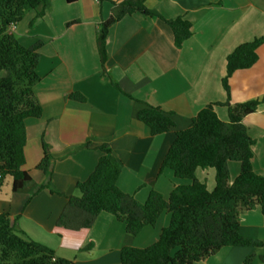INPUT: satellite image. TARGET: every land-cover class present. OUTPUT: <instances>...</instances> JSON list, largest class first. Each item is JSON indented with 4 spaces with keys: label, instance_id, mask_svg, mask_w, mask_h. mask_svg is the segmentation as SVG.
<instances>
[{
    "label": "crops",
    "instance_id": "0c3cea01",
    "mask_svg": "<svg viewBox=\"0 0 264 264\" xmlns=\"http://www.w3.org/2000/svg\"><path fill=\"white\" fill-rule=\"evenodd\" d=\"M111 1L50 0L42 17L27 10L10 28L25 46L43 42L37 64L40 79L33 86L42 112L25 121L24 168L32 182L13 192L12 179L6 177L0 188V212H7L25 236L74 264H120L121 248L151 244L170 219L169 213L162 212L154 225L136 235L126 232L124 223L107 212H100L89 228L57 225L67 196L79 195L76 183L88 177L101 155L96 146L108 144L121 165L118 187L140 202L152 189L166 198L175 185L189 183L169 168L160 170L175 132L188 127L211 102L222 103L214 105L215 112L228 120L227 93L221 82L226 56L264 33V0H146L164 17L188 19L191 36L178 48L171 28L160 18L139 12L125 15L108 28L103 71L96 37L112 13ZM74 19L78 21L66 24ZM257 56L251 67L235 70L229 77L230 103L264 97V42ZM71 92L81 93L85 101L69 99ZM145 104L171 112L175 127L151 135L135 117ZM242 121L254 139L252 168L264 175V101ZM43 142L51 157L49 177L36 168ZM228 168L233 181L240 164L229 161ZM195 176L213 188V168H197ZM48 179L59 193L46 187L31 196L35 184ZM239 225L244 236L261 241L262 246H223L193 264H264L260 207L242 210Z\"/></svg>",
    "mask_w": 264,
    "mask_h": 264
},
{
    "label": "trees",
    "instance_id": "16d2710c",
    "mask_svg": "<svg viewBox=\"0 0 264 264\" xmlns=\"http://www.w3.org/2000/svg\"><path fill=\"white\" fill-rule=\"evenodd\" d=\"M49 1L0 0V188L9 176L13 192L32 182L24 168L25 121L29 117H39L42 112L33 86L40 79L37 64L43 42L37 40L25 46L10 27L19 22L27 10L33 9L37 17H42ZM74 1L66 0L68 3ZM145 1H111L114 4L112 13L101 23L96 37L103 71L107 59L105 37L108 28L125 15L139 12L160 18L171 28L174 45L178 48L191 36L192 24L188 19L164 17L149 8ZM77 21L74 19L66 24ZM263 42L264 33L239 44L226 56V72L221 82L227 93L228 120H221L215 112L214 105L222 103L211 102L197 112L188 127L175 132L160 170L169 168L177 178L189 183L175 185L166 198L152 189L146 200L140 202L118 187L121 165L108 144L103 143L96 146L101 155L92 172L85 180L76 183L79 195L67 196L57 225L70 230L89 228L100 212H107L124 223L126 232L136 235L143 227L154 225L162 212L169 213V223L162 227L154 242L144 247L121 248L120 264H193L223 246L261 247V241L240 232L239 214L242 210L259 206L264 215V175L255 173L252 168L254 139L242 121L264 101V97L230 103L228 79L235 70L251 67L257 61V48ZM67 97L85 101L79 92H71ZM135 117L147 126L151 135L175 127L171 112L160 106L145 104L137 110ZM42 147L43 156L36 168L49 177L51 157L46 143L43 142ZM229 161L240 164L239 174L233 181L229 178ZM197 168L214 169L211 190L195 176ZM46 187L59 193L48 179L44 184H35L31 196ZM248 260L246 258L245 263ZM0 264L74 263L56 257L51 248L25 236L7 212H0Z\"/></svg>",
    "mask_w": 264,
    "mask_h": 264
},
{
    "label": "rangeland",
    "instance_id": "374dc122",
    "mask_svg": "<svg viewBox=\"0 0 264 264\" xmlns=\"http://www.w3.org/2000/svg\"><path fill=\"white\" fill-rule=\"evenodd\" d=\"M13 34L17 37V32H13ZM209 190H211V188H208ZM16 226V225H15ZM18 229V228H17Z\"/></svg>",
    "mask_w": 264,
    "mask_h": 264
},
{
    "label": "built area",
    "instance_id": "2783aa9c",
    "mask_svg": "<svg viewBox=\"0 0 264 264\" xmlns=\"http://www.w3.org/2000/svg\"><path fill=\"white\" fill-rule=\"evenodd\" d=\"M11 27H14V25H12ZM11 27H10V28H11Z\"/></svg>",
    "mask_w": 264,
    "mask_h": 264
}]
</instances>
